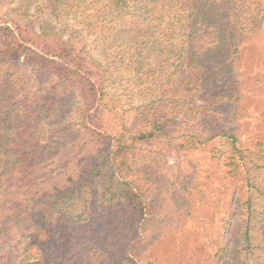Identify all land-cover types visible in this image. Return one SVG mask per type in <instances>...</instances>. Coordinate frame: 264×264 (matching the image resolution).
<instances>
[{
	"label": "trees",
	"instance_id": "16d2710c",
	"mask_svg": "<svg viewBox=\"0 0 264 264\" xmlns=\"http://www.w3.org/2000/svg\"><path fill=\"white\" fill-rule=\"evenodd\" d=\"M33 81L70 94V121ZM91 144L96 197L76 198L83 180L48 168ZM96 247L264 264V0H0V264H96Z\"/></svg>",
	"mask_w": 264,
	"mask_h": 264
},
{
	"label": "rangeland",
	"instance_id": "374dc122",
	"mask_svg": "<svg viewBox=\"0 0 264 264\" xmlns=\"http://www.w3.org/2000/svg\"><path fill=\"white\" fill-rule=\"evenodd\" d=\"M8 8V9H7ZM6 14L9 16V18H13L14 16H16L18 13L16 12H12V8L11 7H7L6 9L2 10L1 14ZM72 24V23H71ZM95 48H93L94 50ZM13 63H17L15 66L16 68H12L11 69V80L14 82H18L20 80L23 81V85H25V81L24 80H31V78L36 75L35 73V62H26L23 58L20 60H12ZM13 76H15V78H12ZM10 74H8L7 76V80H9ZM59 83L56 84L51 83V82H45V83H40V82H35L33 81L31 83V87H30V92L35 93L38 92L41 96H51L53 97V99H55L56 105L57 106H65V104L67 105V109H65V115L67 116L70 112L72 113V111H74V103L72 101V98L70 97V94H66L65 91L66 90H60L59 87ZM118 88V87H117ZM117 88L114 89L117 90ZM21 91V90H19ZM61 96V97H60ZM132 100L134 101V98H132L130 92L127 93V95L123 96V103L121 106H125L126 104H131ZM263 111V108H261ZM63 116V115H62ZM68 121H70V116L66 117ZM80 138H76V136H74V134H67V136L64 138V140H66V144H68L71 148L74 149V145L78 143V140ZM144 148H146V146H143ZM88 149L91 148L90 152H94L96 153V155L92 154V155H86L84 157L79 158V161L81 162V168H75V163H74V158H77L76 156H74L73 159L70 160L72 167L71 168H66L64 167H60V164H58L56 167L58 168H48L50 171H54L55 169L60 173L61 176H64V174L66 172H70L72 175H69L68 177V181H72L74 180V184H77L78 179H82L84 184H85V188L81 189L78 188L76 191L78 192V196L76 197L77 193H75L74 198H79L81 196V192L83 190H87V192L89 191V196L92 198L96 197V193L95 190H97L95 188V186L97 185L96 180L94 179V173L93 171L96 169L95 167L98 168V165L104 160L102 158L104 152L102 149V146L99 147H95L94 144L88 145L87 147ZM147 153V152H146ZM105 156V154H104ZM146 163H153L150 160H146L144 159ZM80 162H78V164H80ZM163 164V165H162ZM162 168L157 169L159 172H161V178L159 181V185L162 181L166 180L167 183L170 182V176L172 174V170L170 169L171 165H173V161L172 159H168V164L165 163H161ZM152 167H156L155 163L153 164ZM98 170V169H97ZM158 185V187H159ZM169 189V187H168ZM90 191H92V193H90ZM159 212L157 211V216H159ZM160 219V218H159ZM96 249L97 253H94L99 259L97 260V258H95L96 260V264H118L117 260H108V254L106 252H104L102 249L96 247L94 248V250ZM122 260V259H121ZM120 260V264L122 263V261ZM119 262V261H118Z\"/></svg>",
	"mask_w": 264,
	"mask_h": 264
}]
</instances>
